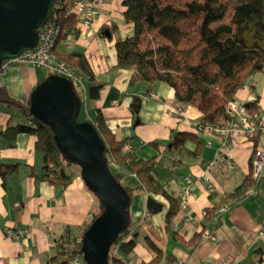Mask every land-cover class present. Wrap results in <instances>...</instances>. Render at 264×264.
Returning <instances> with one entry per match:
<instances>
[{"label":"crops","instance_id":"crops-1","mask_svg":"<svg viewBox=\"0 0 264 264\" xmlns=\"http://www.w3.org/2000/svg\"><path fill=\"white\" fill-rule=\"evenodd\" d=\"M98 15L80 29L76 37H60L55 52L70 50L85 54L93 72L104 85L99 97L91 101L87 96L86 82L74 79L78 92L86 98L83 112L87 119L95 116L99 108L107 127L119 139L127 137L131 149L141 158L159 155L160 148L150 142L166 144L174 132H194L200 140L199 153L192 151L194 140L184 142V150L173 156L164 155V164L157 166L162 182L168 186L177 199L176 213L171 225L166 228L165 215L168 199L161 194L146 193L142 189L132 192L128 205L129 224L136 234L134 248L120 254L125 264H216L220 258L228 264H264V164L257 187L253 193L249 188L244 196L230 209H221L204 219L206 206L212 204V197L229 192L249 172L250 156L253 149L264 148V139L257 136L246 140L235 134L222 135L210 126L197 129L201 119L196 106L185 104L178 113L173 110L174 92L166 81L155 80L149 90L146 83L133 76V70L115 64L114 41L126 37L132 30L122 14V0H101ZM110 30L99 32L102 25ZM48 70L41 66L32 67L23 63L0 68V84L9 94L25 101L36 83L47 76ZM133 95L140 100L141 123L132 126L130 102ZM233 101L254 102L258 112H264V71L250 75L237 88ZM256 113V112H255ZM28 119L15 105L0 103V129L6 124L26 123ZM35 136L28 132H17L9 142L0 135V162L16 163L15 171L0 175V264H48L47 259L56 253V237L64 233L66 225H77L99 206L100 201L85 186L78 171L70 182L60 187L30 175V168L39 170L43 163L40 151L33 145ZM234 161V167L209 171L212 188L198 178L207 160L227 155ZM176 158L175 161L172 159ZM193 178L185 183L183 177ZM187 188V203L179 210L180 197ZM150 197L151 209L147 207ZM153 208V209H152ZM150 212L144 217L145 212ZM206 222L213 238L203 239L202 234L193 245L188 240L193 232ZM24 228L17 238L5 235V228ZM158 254V260L149 261Z\"/></svg>","mask_w":264,"mask_h":264},{"label":"trees","instance_id":"trees-1","mask_svg":"<svg viewBox=\"0 0 264 264\" xmlns=\"http://www.w3.org/2000/svg\"><path fill=\"white\" fill-rule=\"evenodd\" d=\"M122 5L123 17L132 23V30L128 36L117 37L114 41L116 62L113 68L133 70V76L143 80L147 90L155 80L166 81L173 89L175 107L192 104L201 115L197 124L212 128L223 126L229 117L227 103L234 99L237 88L250 75L264 71V0H122ZM50 15L56 18L60 26L58 39L69 34L72 37L79 34L80 28L77 26L75 14L67 12L64 7L52 6ZM104 30H110V27L104 24L99 28V32ZM55 53L58 60L73 67L77 79L86 82L87 96L95 101L104 83L93 72L85 54L77 50ZM70 81L74 95L79 100L77 119L85 120L87 118H79V115L86 98L77 91L72 77ZM140 100L138 95H133L129 105L132 126L141 123L138 115ZM2 102L8 106H17L28 119L26 123L6 124L3 130L0 129L2 138L11 142L17 132H28L35 136L33 145L42 154V165L39 170L30 168V175L50 184L66 186L79 167L62 156L48 125L30 115L29 98L22 101L12 97L1 83L0 103ZM244 106L248 113L258 112L254 102H246ZM88 120L92 122L104 143L103 154L107 166L126 189L129 200L135 189L161 194L168 199L165 222L166 228H169L172 216L177 211L178 198L162 182L157 166L164 164V155L173 156L183 152L184 142L188 139L195 141L192 152L199 153L200 140L195 133L174 132L163 145H159L158 141H151L154 147L160 148L159 155L144 159L132 149L123 150V145L128 142L127 137L119 139L115 136L107 127L99 108H96L94 118ZM251 158L252 155L249 158V172L237 186L220 195L218 199L209 194L212 204L204 208L203 220L207 221L211 214H216L222 203L226 205V209H230L249 188L257 187L260 177L255 180L252 175ZM172 160L175 161L176 158ZM16 164L17 162H0V175L4 177L5 174L15 171ZM112 165H116L117 169H113ZM101 208L100 202L97 209L90 211L77 225L64 227V233L54 240L57 251L46 260L48 264H71L70 259L81 252L82 233ZM207 226L209 225L204 222L188 240L191 239L192 244L196 245L202 230ZM135 243L136 234L131 231L128 222V226L111 244L116 250L114 253L109 251V264H125L126 261L120 254L130 252ZM151 258L149 263L159 259L158 254Z\"/></svg>","mask_w":264,"mask_h":264},{"label":"water","instance_id":"water-1","mask_svg":"<svg viewBox=\"0 0 264 264\" xmlns=\"http://www.w3.org/2000/svg\"><path fill=\"white\" fill-rule=\"evenodd\" d=\"M52 2L0 0V63L34 47L37 29L50 16ZM28 98L30 115L48 125L62 156L78 165L80 178L102 204L99 214L81 235L82 260L86 264H109L110 246L128 226L130 200L106 164L104 143L91 121L77 119L79 100L67 77L48 73L36 83ZM151 200L149 197L147 207Z\"/></svg>","mask_w":264,"mask_h":264},{"label":"built area","instance_id":"built-area-1","mask_svg":"<svg viewBox=\"0 0 264 264\" xmlns=\"http://www.w3.org/2000/svg\"><path fill=\"white\" fill-rule=\"evenodd\" d=\"M101 0H53L52 6H57L58 8H65L66 11L75 14L77 17V26L81 29L83 26H86L92 20V17L98 15L97 8L101 3ZM50 15V14H49ZM60 32V26H58L56 22V18L51 15L45 21L43 25L38 29V41L34 45V47L23 49L19 54L15 56H11L8 58H4L1 61V65L3 66H12L19 64H29L32 67L41 66L47 69L50 73L62 75L67 77L69 80L76 79L73 67L58 60L56 58V53L53 50L57 40L58 34ZM227 113H229V117L224 122L223 126L212 128L217 130L222 135L227 133L235 134L243 136L246 140H250L251 138L256 136H260V138L264 139V112L257 113H248L244 106V103L241 101H233L230 100L227 103ZM180 110V106L174 108V112L178 113ZM195 127L197 129H201L203 126L201 123H196ZM131 144L130 142H126L123 145V150H130ZM227 155H220L218 158H212L207 160V163L202 170L200 176L198 178L206 181V184L212 188V178L209 171H216L221 168H232L234 167V161L230 159ZM252 164L251 171L255 180L260 177L261 169L264 164V148H255L252 156ZM114 165V164H113ZM116 166V165H115ZM185 183H191L193 178L189 175L183 177ZM187 188H185L184 193L180 197L178 203V209L183 211L187 203ZM255 187L249 191L253 193ZM221 209H226V205H221ZM150 212H145L144 217H148ZM24 228H5V235L10 236L12 238H17L24 232ZM203 239H212L213 234L210 228L207 227L206 230L203 231ZM110 252L114 253L115 248L110 246ZM71 264H83L82 260V252L73 256L71 259ZM177 262L180 264L181 259H177ZM216 264H228V262L220 258L216 261Z\"/></svg>","mask_w":264,"mask_h":264},{"label":"rangeland","instance_id":"rangeland-1","mask_svg":"<svg viewBox=\"0 0 264 264\" xmlns=\"http://www.w3.org/2000/svg\"><path fill=\"white\" fill-rule=\"evenodd\" d=\"M82 112H83V110H82ZM82 112H80L79 118H82V119H83V118H84V119L87 118V114L82 113ZM112 168H113V169H117V167H116V166H113V165H112ZM78 173H79V170H78ZM83 264H86V262L84 261Z\"/></svg>","mask_w":264,"mask_h":264}]
</instances>
